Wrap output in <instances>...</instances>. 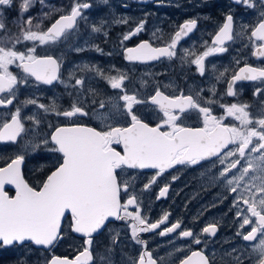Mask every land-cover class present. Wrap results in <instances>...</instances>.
Here are the masks:
<instances>
[{
	"label": "snow or ice",
	"instance_id": "obj_1",
	"mask_svg": "<svg viewBox=\"0 0 264 264\" xmlns=\"http://www.w3.org/2000/svg\"><path fill=\"white\" fill-rule=\"evenodd\" d=\"M232 2L254 10L256 22L241 23L239 27L241 32L248 33L255 49L251 55L264 59V0ZM35 3L36 0H0V93H8L0 98V108L5 110V118H0V143L18 148L24 145L6 167L0 168V250L41 248L49 253L44 264H114L111 253L121 240L119 234L111 235L110 225L123 221L130 228L128 238L140 246L135 257H127L126 264H167L164 257L153 256L142 233L161 237L175 234L170 243L176 239L185 241L183 246L175 247L176 252L200 246L172 264H264V66L240 67L222 94L206 76L205 60L226 53L225 41L234 40L231 10L214 36L215 46L194 54L189 61L205 77L208 87L199 86L195 95L181 89L166 94L168 86L153 83L152 92L145 95L139 89L129 91L132 81L126 74L106 77L100 66L89 63L76 65L65 78L60 72L59 57L38 55L37 48L41 45L53 48L70 41L81 24L88 25L85 10L92 4L75 0L45 29L41 27L43 20L30 14ZM39 3L44 5V0ZM102 3L106 5L108 0ZM13 8L23 19L15 33L6 16ZM51 14L43 13V17L47 19ZM33 19L38 20L35 25ZM114 23L129 21L116 19ZM146 24V19L140 20L118 40L124 49V59L130 63L162 62V58L183 60V55L178 56V45L197 29L198 20L190 18L182 22L174 31V38L163 46L141 40L135 47H128L126 42L138 38ZM89 27L93 33L108 36L104 21ZM17 44H22L23 50ZM92 48L105 54L98 45ZM87 50L86 46L72 48L77 53ZM12 65L20 70L19 78L10 71ZM209 67L214 70L215 64ZM77 71L90 74L77 76ZM226 72L227 69L214 76L216 83ZM97 78L107 79L110 88L117 91L107 99H96L99 93L93 82ZM247 81L259 82L253 90L261 109L259 115L249 111L251 105L239 102L240 93L234 86L236 82ZM54 83L64 85L70 97L67 108L55 98L49 105L38 103L39 97L29 98L22 105L14 104L19 87L39 89L41 85ZM88 95L93 99L88 101ZM224 97L237 98V102H225ZM27 105H34L36 112L43 110L44 119L23 114ZM49 115L58 122L51 123ZM153 116L154 126L148 122ZM84 118L94 119L97 126L80 123ZM189 120H199L200 125L190 126L186 123ZM28 155L52 161L38 187L24 179L22 168ZM178 166L207 169L211 181L224 190L219 203L231 196L228 211L233 214L235 231L233 239L224 242L229 247H222L219 256L208 251V237H216L219 231L217 222L207 223L200 230L206 234L202 238L191 228L182 227L180 219L169 223L170 213L152 221L142 209L143 201L136 191L137 173L155 170L140 189L142 193L165 172ZM6 185L14 186V196L5 191ZM168 191L169 185L165 184L157 199L166 197ZM216 206L214 202L210 207ZM104 232L110 234V243L105 248L107 255L95 246ZM70 239L81 241L74 249L75 255L71 258L56 255L57 246ZM121 251L122 257L127 256Z\"/></svg>",
	"mask_w": 264,
	"mask_h": 264
},
{
	"label": "flooded vegetation",
	"instance_id": "obj_2",
	"mask_svg": "<svg viewBox=\"0 0 264 264\" xmlns=\"http://www.w3.org/2000/svg\"><path fill=\"white\" fill-rule=\"evenodd\" d=\"M75 0H44V5L36 0L34 8L31 9L30 14L34 17H38L43 20L42 28H47L52 21H54L61 12H65L69 9ZM92 4V7L85 10L86 15L89 13L95 14V8L108 6L109 3L114 5L118 10H133L137 9V12H144L141 16L142 19L147 20L145 31L140 34L138 38L126 42L128 47H135L141 40H149L153 43V46H163V44L170 42L171 38H174V31L178 30V25L182 24L187 19L196 18L198 20V27L188 37L183 38L178 45V56L183 55V60L173 58L171 60L162 58L161 61H152L147 64L130 63L124 59L123 46L118 44L119 38L122 34L127 33L131 28H134L136 23L129 20L128 24H116L114 20L111 23H106V31L108 36L105 37L98 33L91 32L89 25L99 24L95 20H88V25L81 24L78 33L70 40L63 44L57 45L53 48H49L46 45H41L37 48L38 55L52 54L59 57L62 62L60 72L64 74L65 78L67 73L76 65H83L89 63L91 65L100 66L105 73L111 76L119 74H126L132 81V85L129 87V91L133 92L137 89L143 94L152 92L153 83H160L168 86L166 94H175L176 89H181L185 93L195 95L196 89L199 86L208 87V83L205 82V77H201L197 71L195 64L189 63L195 55L202 54L208 47L215 46L213 44L214 36L218 32L219 27L225 21V15L231 10V14L234 16V28H233V41H225L224 46L228 48V51L223 54H215L205 60L206 64V76L209 83H215L216 90L219 93H224L227 89L228 81L231 76L239 71L240 67L245 64L253 67L264 66V59H257L251 55V52L255 49L252 47L251 42L248 39L247 32H241L240 24L251 25L256 22V16L253 14V9H248L246 6L237 5L232 0H108L105 5L102 0H86ZM47 5V6H45ZM123 5H127L124 7ZM95 9V10H94ZM55 10V11H54ZM43 13H52L47 19L43 17ZM25 16L28 14H24ZM8 21L12 28L13 33L18 31L17 25L23 24V19L17 16V9L13 8L6 13ZM242 16V19L239 17ZM118 19V18H117ZM116 20V19H115ZM102 21V20H101ZM38 22L37 19H33V24ZM35 30V29H34ZM202 31V35L200 32ZM153 33L155 35H153ZM207 41L205 44L204 42ZM7 43V41H5ZM29 44L31 42H28ZM248 45L245 47L244 45ZM92 45H98L103 53L95 51ZM74 46L88 47L89 50L84 52H74L72 48ZM18 49L23 50L22 44H17ZM107 53H112L107 55ZM239 60V64L236 61ZM215 64V69L209 67V65ZM225 76L216 83L214 76H218L220 73L225 72ZM10 71L17 75L18 78L21 75L19 69L14 65L10 66ZM90 73L77 71V76L89 75ZM127 84L128 81L126 80ZM93 86H98L105 92L107 97H111L117 90H112L107 82V79L100 80L97 78L94 81ZM259 86V82L247 81L236 82L235 90L239 95V102L246 103L252 107L249 109L254 115H259L261 109L259 107L258 98L253 96V90ZM164 90V89H162ZM208 95L207 92L204 93ZM8 93H0V98L6 97ZM39 97L38 103H44L49 105L52 103L53 98L56 102L63 106L68 107L69 99L65 87L63 84L54 83L52 86L41 85L39 89L34 86H22L18 88L17 100L14 104L22 105L29 98ZM96 98V97H95ZM88 101L93 97L88 95L86 97ZM99 99V98H98ZM225 102H237V98L224 97ZM12 106H9L11 108ZM5 110L0 108V118L3 117ZM43 110L36 112L34 105H27L23 108V114L36 115L37 119L43 120ZM47 119L55 124L57 119L51 115ZM64 122V121H59ZM90 126H97L94 119L84 118L79 121ZM151 124L155 123V116H153ZM29 122L26 124V128L30 126ZM190 126H199V120L186 121ZM43 126V125H42ZM46 131H50L47 129ZM24 145L18 148L11 143H0V149L9 147H16V151H20ZM8 157L4 158L0 151V168L9 163L15 154L6 153ZM31 155L26 156L24 173L25 177L31 185L37 186V183H33L29 178L28 173L30 171L43 172L44 176L52 167V161H43L37 157L30 158ZM155 170H143L142 173H137L136 176V191L140 199L146 200V207H150L151 204L156 205L154 211H146L150 220L155 221L162 217L167 212L170 213L169 223L175 222L177 219L183 221L182 227L191 228L193 231L201 234L204 238L206 234H202L200 230L211 222H217L219 231L216 237H208V251H215L217 256L220 255L221 248H228L229 245L224 243L227 240L233 239L235 231L234 224L232 223V213L228 211L229 201L224 200L223 203H219V198L224 195L222 187H218L211 181L210 174L207 169H193L190 167L178 166L176 169H172L165 172L163 176L157 179L156 184L152 185L150 189L144 190L142 193L140 189L146 183H148L150 177ZM43 176V177H44ZM176 176L177 179L173 180L172 177ZM165 184L169 185V191L166 197L157 199L160 188ZM217 203L216 207H210L213 203ZM160 209V211H158ZM162 227H164L162 225ZM112 229L111 235L115 236L119 234L121 240L120 246L124 247V251L129 253L132 257H135L139 245H135L134 242L128 238L130 228L125 227V222L116 221L110 225ZM159 231V229L157 230ZM109 232H104L100 235L96 241V245L101 246V251H104L107 245H109ZM175 234L161 237L154 235L153 233H142L141 237L148 241V249L153 252V256H162L165 258L167 264H172L173 261H177L186 254H190V250H198L200 246L193 245L190 250L186 249L184 252H176V246H183L185 241L183 239H176L172 243V237ZM117 248L115 259H112L114 264H124V259L121 257ZM39 251H44L41 248H37ZM207 254V252H206ZM58 255V254H56ZM75 253H70L67 256L70 258ZM64 256V255H60ZM112 257V258H113Z\"/></svg>",
	"mask_w": 264,
	"mask_h": 264
},
{
	"label": "rangeland",
	"instance_id": "obj_3",
	"mask_svg": "<svg viewBox=\"0 0 264 264\" xmlns=\"http://www.w3.org/2000/svg\"><path fill=\"white\" fill-rule=\"evenodd\" d=\"M96 9V10H95ZM95 14L94 13H89L87 15L88 20H95L96 23H100L101 20L106 22V23H111L115 19H127L128 21L131 20L133 23H138L141 20V16L145 14L144 12H137V9H133L131 11L129 10H118L114 5L111 3L108 4V6L104 7H97L95 8ZM239 19H242V16L239 17ZM252 24V23H251ZM200 35H202V31L200 32ZM105 72V71H104ZM106 77H110V74L105 73ZM94 84V82H93ZM96 91L99 93L96 96V99H107L108 97L105 95V92L102 91L98 86H93ZM26 142V141H25ZM16 147H9L8 149L6 148H1L0 151L3 154V157L6 158L8 155H5L6 153L12 154L14 153L15 156L18 154L16 151ZM30 158H33V156H30ZM43 172H35V171H30L28 173L29 178L32 180V182L37 183L39 185L40 179L43 178ZM142 209L144 212L150 210L154 211L156 209L155 204H151L150 207H146V200H142ZM160 211V209L158 210ZM232 223L234 224L233 221V215H232ZM66 228V226H65ZM79 239H70L66 240L64 243L60 244L57 246V248L54 250L55 254L58 255H68L70 253H75L74 249L76 246L80 244ZM98 248L99 252L105 253L104 251H101L100 248H102L99 245H96ZM124 247L120 246V249L118 252L120 253V259L122 257V251L123 253H126L127 256H123L122 258L124 259V264H126L127 257H132L129 253L125 252ZM117 248L114 249V251L111 253V259H115L113 257L116 255ZM106 254V253H105ZM107 255V254H106ZM49 256V253L47 251H39L37 248H28V249H21V248H15V249H5V250H0V264H44V260L46 257ZM113 257V258H112Z\"/></svg>",
	"mask_w": 264,
	"mask_h": 264
},
{
	"label": "water",
	"instance_id": "obj_4",
	"mask_svg": "<svg viewBox=\"0 0 264 264\" xmlns=\"http://www.w3.org/2000/svg\"><path fill=\"white\" fill-rule=\"evenodd\" d=\"M88 126H90V125H88ZM10 162H11V161H10ZM10 162H9V163H10ZM9 163H7L6 165H4V166L1 167V168L6 167ZM22 171H23L24 179L28 182V180H27L26 177H25L24 166H23V168H22ZM28 183H29V182H28ZM29 184H30V183H29ZM7 189H11V190H13V194L11 195L10 192H9ZM5 191H7L8 194H9L10 196H14V195H15V188H14V186H12V185H6V186H5Z\"/></svg>",
	"mask_w": 264,
	"mask_h": 264
},
{
	"label": "trees",
	"instance_id": "obj_5",
	"mask_svg": "<svg viewBox=\"0 0 264 264\" xmlns=\"http://www.w3.org/2000/svg\"><path fill=\"white\" fill-rule=\"evenodd\" d=\"M28 179V178H27ZM34 186V185H33ZM7 190H9L10 192H12L10 189H7Z\"/></svg>",
	"mask_w": 264,
	"mask_h": 264
}]
</instances>
